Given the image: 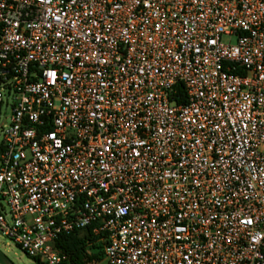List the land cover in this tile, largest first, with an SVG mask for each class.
<instances>
[{
  "label": "built area",
  "instance_id": "obj_1",
  "mask_svg": "<svg viewBox=\"0 0 264 264\" xmlns=\"http://www.w3.org/2000/svg\"><path fill=\"white\" fill-rule=\"evenodd\" d=\"M264 264V0H0V236L42 264Z\"/></svg>",
  "mask_w": 264,
  "mask_h": 264
},
{
  "label": "trees",
  "instance_id": "obj_2",
  "mask_svg": "<svg viewBox=\"0 0 264 264\" xmlns=\"http://www.w3.org/2000/svg\"><path fill=\"white\" fill-rule=\"evenodd\" d=\"M95 240L96 238L92 236L91 230L85 229L70 235L61 236L57 242V247L70 254L76 264H83L90 259L99 258L100 253L93 254V256L87 255V243ZM100 248V246L95 245L91 249L99 250Z\"/></svg>",
  "mask_w": 264,
  "mask_h": 264
},
{
  "label": "rangeland",
  "instance_id": "obj_3",
  "mask_svg": "<svg viewBox=\"0 0 264 264\" xmlns=\"http://www.w3.org/2000/svg\"><path fill=\"white\" fill-rule=\"evenodd\" d=\"M97 249H90L95 254ZM0 264H42L38 260L30 258L19 246L9 239L0 236Z\"/></svg>",
  "mask_w": 264,
  "mask_h": 264
}]
</instances>
